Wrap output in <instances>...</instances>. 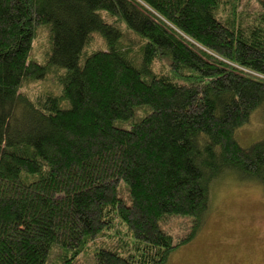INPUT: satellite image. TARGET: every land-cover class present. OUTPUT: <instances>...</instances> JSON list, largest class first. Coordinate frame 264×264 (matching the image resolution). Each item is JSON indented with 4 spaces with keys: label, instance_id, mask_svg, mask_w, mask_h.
<instances>
[{
    "label": "trees",
    "instance_id": "obj_1",
    "mask_svg": "<svg viewBox=\"0 0 264 264\" xmlns=\"http://www.w3.org/2000/svg\"><path fill=\"white\" fill-rule=\"evenodd\" d=\"M261 108L264 0H0V264H166Z\"/></svg>",
    "mask_w": 264,
    "mask_h": 264
},
{
    "label": "rangeland",
    "instance_id": "obj_2",
    "mask_svg": "<svg viewBox=\"0 0 264 264\" xmlns=\"http://www.w3.org/2000/svg\"><path fill=\"white\" fill-rule=\"evenodd\" d=\"M94 40L103 44L98 35H94ZM34 50L31 55L44 62L45 44L38 42ZM84 50H88L87 46ZM58 72L61 71L53 70L25 90L60 94L61 88L54 77ZM235 138L241 147L264 138L262 108L235 131ZM207 210L194 238L173 251L166 264H264V184L236 169H224L209 185ZM184 224H189L187 218H170L165 228L180 235L186 232Z\"/></svg>",
    "mask_w": 264,
    "mask_h": 264
}]
</instances>
